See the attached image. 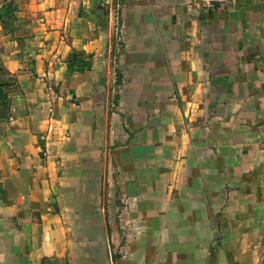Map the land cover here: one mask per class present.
<instances>
[{"label": "crops", "instance_id": "obj_1", "mask_svg": "<svg viewBox=\"0 0 264 264\" xmlns=\"http://www.w3.org/2000/svg\"><path fill=\"white\" fill-rule=\"evenodd\" d=\"M143 258L264 264V0H0V264Z\"/></svg>", "mask_w": 264, "mask_h": 264}, {"label": "rangeland", "instance_id": "obj_2", "mask_svg": "<svg viewBox=\"0 0 264 264\" xmlns=\"http://www.w3.org/2000/svg\"><path fill=\"white\" fill-rule=\"evenodd\" d=\"M132 232H133V231H132ZM147 244H148V243H147ZM116 245H117V243L114 244V243L111 242V246H112L111 248H112V249H114V247H115ZM131 245H132V243L127 242V241H124V242L121 243V248H122V247L131 246ZM115 260H116V258H115ZM142 260H143V264H144V263H146V262L148 263L151 259L143 258ZM160 260H161V259H160Z\"/></svg>", "mask_w": 264, "mask_h": 264}, {"label": "built area", "instance_id": "obj_3", "mask_svg": "<svg viewBox=\"0 0 264 264\" xmlns=\"http://www.w3.org/2000/svg\"><path fill=\"white\" fill-rule=\"evenodd\" d=\"M114 21H115V30L117 33H120L121 32V25H120L118 13L114 14Z\"/></svg>", "mask_w": 264, "mask_h": 264}]
</instances>
